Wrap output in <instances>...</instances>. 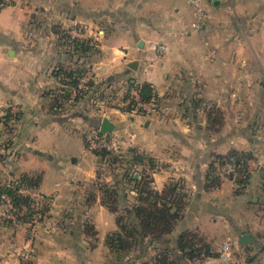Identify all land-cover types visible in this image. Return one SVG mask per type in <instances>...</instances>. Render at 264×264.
<instances>
[{"label":"crops","instance_id":"0c3cea01","mask_svg":"<svg viewBox=\"0 0 264 264\" xmlns=\"http://www.w3.org/2000/svg\"><path fill=\"white\" fill-rule=\"evenodd\" d=\"M0 1V110L21 113L12 132L0 137V183L23 173L40 176L39 190L51 199L38 235L25 240L18 233L19 245L15 231L8 235L14 228L0 220V264H21L16 253L25 256L30 247L36 248L34 264L103 263L105 238L117 224L102 204L101 187L114 173L102 176L100 157L84 152L104 116L122 136L123 166L136 176L147 170L157 190L177 182L190 192L171 237L197 230L220 253L190 264H264V0H204L200 32L190 31L196 16L188 0ZM55 24L71 31L79 24L84 38H96L97 50L86 59L84 76L91 75L97 91L78 102L62 99L59 108L50 98L62 87L53 69L68 56ZM27 30L46 32L30 37ZM130 78L152 84L156 114L130 115L115 106ZM104 98L105 108L98 103ZM212 108L223 113L217 133L209 128ZM231 148L256 155L248 166L250 183L235 194L233 175L221 169L222 186L205 190L213 153ZM60 211L66 228L57 222ZM88 223L98 231L95 246L85 232ZM244 234L249 242L242 243Z\"/></svg>","mask_w":264,"mask_h":264},{"label":"trees","instance_id":"16d2710c","mask_svg":"<svg viewBox=\"0 0 264 264\" xmlns=\"http://www.w3.org/2000/svg\"><path fill=\"white\" fill-rule=\"evenodd\" d=\"M53 28V33L58 36L57 41L64 48L66 47L65 53L68 56L66 61L60 62L53 69V75L58 78L62 87L56 88L50 98L52 106L59 108L62 106V99L78 102L90 92L97 91L93 80L87 81L83 87H80L82 78L88 71L85 61L97 50L91 44L93 38H81L71 33V29L63 28L59 24L53 25ZM127 85L129 88L134 86L139 89L142 101L157 103L158 96L151 83H141L130 78ZM59 90L62 91L61 94H59ZM72 92L75 93L74 96H72ZM128 95L129 93L125 94V97ZM133 103L123 108V111L131 110ZM2 113L3 115L0 116V137L2 127L7 132H12L14 126L10 122L18 120L21 114L20 111L13 112L9 107ZM207 118L210 130L214 133L219 132L224 123L223 113L217 108H212L208 111ZM96 131L100 136L107 137L111 134H101L98 129ZM95 154L100 157V161L109 156H111L110 158L120 157L121 165L124 167L121 172L113 171V181L106 182L101 187L102 204L116 215L117 228L110 231L105 238V244L111 256L110 264H117L118 261L123 262L124 259L127 264H190L191 261L219 256L220 253L214 250L207 237L197 230H184L176 240L171 237L177 224L184 218L189 203L190 192L185 186L171 182L163 190H157L154 188L152 177L147 170L138 171L139 176H136V170L123 166V163L128 161L124 154L108 149H98ZM252 159H256V155L252 151L236 148H231L225 154L213 153L205 176L204 189L209 191L221 187L223 183L221 169L224 170V167L230 164L233 167L235 194H241L250 183L252 173L248 162ZM149 161L153 168L154 161L152 159ZM131 169L134 171L131 172ZM225 176H230V173L225 172ZM40 183V176L26 173L12 181L0 183V205L6 203L7 196L10 197L14 206L15 219H10L9 222L30 223L35 213L38 212L42 214L40 222L49 217L50 197H46L43 201H37L20 192V187L39 188ZM125 184L132 186V189L125 187ZM131 191L134 193V201L129 203L128 197ZM85 232L88 237L92 238L91 245L95 246L98 240V231L95 226L86 224ZM150 251H155L151 255L152 259H145V256L151 253ZM28 264L34 263L28 261Z\"/></svg>","mask_w":264,"mask_h":264},{"label":"built area","instance_id":"2783aa9c","mask_svg":"<svg viewBox=\"0 0 264 264\" xmlns=\"http://www.w3.org/2000/svg\"><path fill=\"white\" fill-rule=\"evenodd\" d=\"M188 2L192 5L196 19L194 23L192 24V27L190 28V31L199 32L202 30L204 21L207 17L206 9L204 6V0H188ZM0 5H3V3L0 1ZM87 79L91 78L90 76H86ZM87 79H83V82H86ZM89 81V80H88ZM129 93L128 97H125L124 100L119 104V106L123 109L129 106L133 103V108L129 111H124L127 114L130 115H150V114H156L157 113V104L154 101H142L141 100V94L139 89L136 87H127L126 94ZM3 113H0V116H2ZM2 118V117H1ZM98 149H108L115 151L117 153H122V141L121 136L117 131L112 132L109 136H100L98 134V131L94 130L90 133L87 141V145L85 148L84 155L85 156H91L95 154V151ZM20 192L30 196L32 199H35L37 201H43L46 199V195L43 194L39 188H29V187H20ZM7 205L9 207L10 212L13 211L14 206L10 200V197L6 196ZM4 212H2L3 214ZM14 213V212H13ZM13 213L4 215L9 217L10 219H14ZM1 214V212H0ZM42 217V214L40 212L35 213L33 216V219L31 221V228L33 235L37 231V224L40 223V218ZM230 248V243H224L223 245V253L222 256L226 257L228 250ZM26 256L29 255L27 252L25 254ZM27 260V259H26ZM24 261L23 264H28V261Z\"/></svg>","mask_w":264,"mask_h":264},{"label":"rangeland","instance_id":"374dc122","mask_svg":"<svg viewBox=\"0 0 264 264\" xmlns=\"http://www.w3.org/2000/svg\"><path fill=\"white\" fill-rule=\"evenodd\" d=\"M40 21H42L43 19H45L46 17H45V15L43 14V15H41L40 14ZM73 28V30L71 31V33H73V34H76V35H79V36H81V38H84V33L82 32V31H80L78 28H79V24L78 25H73L72 26ZM82 27V26H81ZM39 32L41 33V34H43L44 32H46L45 30H38V31H30V30H27V33H28V36L30 35V37H32V36H37L38 34H39ZM200 32V31H199ZM100 35V33L96 30V35H94L95 37H97V36H99ZM85 39H87V37H85ZM96 39V38H95ZM94 39V37H93V40H95ZM96 41V40H95ZM98 41V40H97ZM94 42V41H93ZM91 44H94V43H91ZM63 49H64V51H65V49H66V47L64 48V47H62ZM89 66H90V64H89ZM87 79V77H83L82 78V80L83 79ZM88 80H90V79H87V81ZM87 81L86 82H83V81H81V83H80V87H83L84 86V84H86L87 83ZM127 88V87H126ZM108 93H110V92H108ZM107 98H109V97H107ZM107 98H104V99H102V100H99V104L100 105H102V107H106V106H109L108 105V100H107ZM109 101H110V99H109ZM116 101L118 102V100L117 99H115V101H114V103H116ZM120 102H118L115 106L117 107V108H119V109H121L122 111H123V109L118 105ZM104 108H102V109H104ZM120 110V111H121ZM0 113H2V110H0ZM13 126H14V122L13 121H11L10 122ZM4 129V130H3ZM116 130H114V131H112V132H115ZM1 132H3L6 136H7V132H6V129L4 128V127H2V130H1ZM111 132V133H112ZM10 134V133H9ZM12 134V133H11ZM122 137V136H121ZM121 141H122V138H121ZM122 143H123V141H122ZM74 146H75V143H74ZM111 156H109V157H106L105 159H103V160H101L100 161V163H99V169H100V174L103 176V174L104 173H113V171L114 172H121L122 171V169L124 168V167H122V165H121V161H120V157H113V158H110ZM252 160H254V159H252ZM252 160H249V162L250 161H252ZM249 162H248V166H249ZM134 169V168H133ZM133 169H131V172L132 171H134ZM224 171L227 173V172H233V167H232V165H230V164H228V165H226L225 166V168H224ZM224 175H225V173H224ZM227 175V174H226ZM125 187H127V188H129V189H132V186H130L129 184H125ZM128 189V190H129ZM131 193V192H130ZM81 211V210H80ZM0 212H1V214H0V217H3V218H1L0 220L1 221H4V224L5 225H8V226H12L14 229H11V230H8V235H11L14 231V233H15V237H14V239H15V242L16 243H18V245L20 244V242H19V240L17 239L19 236H18V233H22V238L24 239V238H26L25 240H29L30 238H31V235H32V229H30L31 228V222L30 223H26V224H22V223H15V222H9V220H10V218L9 217H7V216H4V215H8V214H11V213H13V211H11L10 212V210H9V207H8V205H7V201H6V203L4 204V205H0ZM2 212H4L3 214H2ZM59 218H58V223L59 224H61L60 226H61V228H66V226H64V224H63V222H61V220L63 219V217H64V215H65V212L64 211H60L59 212ZM13 216L15 217V214L13 213ZM5 219V220H4ZM15 219V218H14ZM61 219V220H60ZM41 226V222L40 223H38L37 224V231H36V234L38 235V233H39V230H40V227ZM38 228H39V230H38ZM13 231V232H12ZM27 235H30V238H27L28 236ZM34 248H32L31 249V247L30 248H28V250H26L28 253H29V255L28 256H21V258H20V256L19 255H17V253H16V257L18 256L19 257V260H21V262H24L26 259V261H33V263L34 262H36L37 261V255H36V252H34L35 250H36V248L33 250ZM151 253L150 254H148L147 256H145V259L146 258H151L152 256L151 255H153V253H155V251H150ZM47 253H48V256H49V258H50V260L51 261H54V260H56V259H54L53 257L54 256H52L53 255V252H51L50 250L49 251H47ZM32 255V256H31ZM8 256V255H7ZM112 258H115V256H112ZM110 259H111V256H110V253L108 252L107 253V255H106V258L104 259V257H103V263L102 264H110ZM152 259V258H151ZM200 261H202V260H204V259H199ZM126 262V259H124L123 260V262L121 261H118V263L117 264H127V263H125ZM66 264H69L68 263V261H67V263ZM129 264V263H128Z\"/></svg>","mask_w":264,"mask_h":264},{"label":"water","instance_id":"95a60500","mask_svg":"<svg viewBox=\"0 0 264 264\" xmlns=\"http://www.w3.org/2000/svg\"><path fill=\"white\" fill-rule=\"evenodd\" d=\"M116 128V124L113 120H111L108 116H104L101 125H100V133L101 134H107L114 131ZM231 175H233V172H230ZM242 243H246L250 241V236L248 234H244L242 237Z\"/></svg>","mask_w":264,"mask_h":264}]
</instances>
